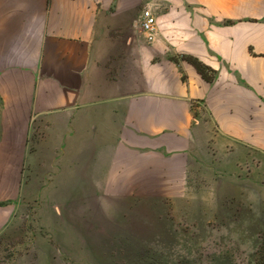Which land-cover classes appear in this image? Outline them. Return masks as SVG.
Listing matches in <instances>:
<instances>
[{"label":"crops","instance_id":"0c3cea01","mask_svg":"<svg viewBox=\"0 0 264 264\" xmlns=\"http://www.w3.org/2000/svg\"><path fill=\"white\" fill-rule=\"evenodd\" d=\"M158 2L150 43L135 24ZM0 91V140L123 195L153 170L184 178L209 133L264 154V0H0Z\"/></svg>","mask_w":264,"mask_h":264},{"label":"rangeland","instance_id":"374dc122","mask_svg":"<svg viewBox=\"0 0 264 264\" xmlns=\"http://www.w3.org/2000/svg\"><path fill=\"white\" fill-rule=\"evenodd\" d=\"M31 149L0 140V212H11L0 264H264V154L209 133L184 178L175 165L168 177L153 170L123 195L114 181L82 184L81 170L56 177L30 162Z\"/></svg>","mask_w":264,"mask_h":264},{"label":"built area","instance_id":"2783aa9c","mask_svg":"<svg viewBox=\"0 0 264 264\" xmlns=\"http://www.w3.org/2000/svg\"><path fill=\"white\" fill-rule=\"evenodd\" d=\"M160 4L155 3L152 6L147 5L139 14L136 20V30L142 32L147 41L153 43L157 39L158 27H157V12Z\"/></svg>","mask_w":264,"mask_h":264},{"label":"trees","instance_id":"16d2710c","mask_svg":"<svg viewBox=\"0 0 264 264\" xmlns=\"http://www.w3.org/2000/svg\"><path fill=\"white\" fill-rule=\"evenodd\" d=\"M190 62L197 68V70L204 76L205 79L209 81L213 79L212 75L210 76L208 74V72L209 73L212 72V70H210L208 67H206L205 65L194 59H190ZM0 205H3V203H0Z\"/></svg>","mask_w":264,"mask_h":264}]
</instances>
